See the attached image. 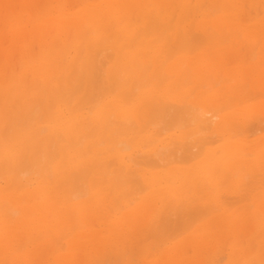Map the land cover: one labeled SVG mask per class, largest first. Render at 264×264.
I'll list each match as a JSON object with an SVG mask.
<instances>
[{"label":"bare ground","instance_id":"obj_1","mask_svg":"<svg viewBox=\"0 0 264 264\" xmlns=\"http://www.w3.org/2000/svg\"><path fill=\"white\" fill-rule=\"evenodd\" d=\"M243 1L0 0V264L47 257L79 224L51 264H97L190 195L187 225L213 219L159 260L139 248L142 264H191L229 235V264H264V18L244 22ZM241 35L259 61L226 65ZM242 236L263 255L241 258Z\"/></svg>","mask_w":264,"mask_h":264},{"label":"rangeland","instance_id":"obj_2","mask_svg":"<svg viewBox=\"0 0 264 264\" xmlns=\"http://www.w3.org/2000/svg\"><path fill=\"white\" fill-rule=\"evenodd\" d=\"M47 2L48 0H37V2H33L32 4H31V8L33 9V10H35V8H36V10L38 9V6L37 5H39V6H41L40 8H42V7H44V3H41L40 4V2ZM73 1H75V0H72V2ZM197 1V2H196ZM203 0H193V2H195V4L193 3L192 4V8H200V4H203V3H200V2H202ZM3 2L4 3H6V2H9V0H3ZM244 2V5H242V8H241V11L243 12V14L241 15L242 16V18L245 20L244 22H248L247 20L249 19H257L258 21H259V19L261 20V19H263L264 18V4H263V2H264V0H262V2L260 1V3L259 4H257V6L259 7L258 9L256 8V6H252V0H244L243 1ZM17 3H19V2H17ZM197 3V4H196ZM199 3V4H198ZM205 3V2H204ZM195 5L197 6V7H195ZM260 5V6H259ZM36 6V7H35ZM194 6V7H193ZM203 6L205 7V8H207V6H205L204 4H203ZM203 6H201V8L203 9ZM243 6H245V7H243ZM14 7H18V5L17 6H14ZM253 8H256V10H252ZM196 9H195V11H196ZM208 9L209 8H207V9H204V10H202V12L203 11H208ZM1 11H3L2 13V17H3V15H5V17H6V14H8L7 13V9L6 8H3V9H0ZM5 10V11H4ZM194 10V9H193ZM197 11H200V10H197ZM173 11H171V13H172ZM241 12V13H242ZM259 12V13H258ZM1 13V12H0ZM192 13H194V11H192ZM245 13V14H244ZM195 14V13H194ZM259 14V16H258V18H257V16L256 15H258ZM10 14H8V16H9ZM193 15V14H192ZM191 15V16H192ZM1 17V16H0ZM1 17V18H2ZM251 17V18H250ZM1 18H0V22H3V20H1ZM8 18V17H7ZM6 18V19H7ZM174 19H176V18H174ZM240 36V35H239ZM243 35H241V37L239 38V42L236 44V47H234L232 50L233 51H231V59H230V57H229V59H228V61H227V63H226V65L227 64H230V65H235V64H237V65H239V63H241V61H243V60H245V62L244 63H247V64H245L246 66H250L252 63H255V62H257V61H259L258 59H259V54L258 53H260V51L262 52V45L260 44V42H259V40H257V41H254V43L252 42V44L251 45H255V46H257L255 43H258V46L256 47V49H253V51H252V47H250L248 44H247V42H246V45L247 46H249L247 49H248V51H247V49H246V45H245V42H243V40H244V36L242 37ZM242 40V41H241ZM263 39L262 38H260V41H262ZM225 42H227V40L225 41ZM228 42H230L231 43V41H229L228 40ZM226 43V45L228 44H230V43ZM243 42V43H242ZM240 43V44H239ZM241 44H243L242 46H243V50H242V52H238L239 51V48L241 47ZM240 45V46H239ZM260 45V46H259ZM246 46V47H245ZM261 47V48H260ZM260 49V50H259ZM255 50V51H254ZM236 51V52H235ZM251 52V53H250ZM247 53V54H246ZM256 54V55H255ZM264 54V52L262 53V55ZM254 55V56H253ZM258 55V56H257ZM244 56V57H243ZM246 56V57H245ZM264 56V55H263ZM233 59V60H232ZM231 60V61H230ZM247 61V62H246ZM232 63V64H231ZM229 65V66H230ZM246 94L245 93H243L242 95H241V97L239 96V98H242L243 96H245ZM244 98V97H243ZM222 99H224V97H222L221 99H220V101H222V103L223 102H225V100H222ZM260 99L259 98H256L254 101H259ZM234 100H232V101H229L228 103H230V102H233ZM261 117H263L264 118V115L263 116H260V118ZM259 119V118H258ZM258 119H255L254 121H255V123L253 122V125L250 123V124H248V126H246L244 129H243V131L245 130V132H246V130H248V129H250V128H253L254 129V131L256 130H258V129H255L256 127L255 126H257V124H260V123H257L256 122V120L258 121V122H260L261 121V124H263L262 123V121L264 120H258ZM257 123V124H256ZM260 124V125H261ZM255 125V126H254ZM250 126V127H249ZM252 126H254V127H252ZM259 126V125H258ZM260 128H262L261 126H259ZM259 127H257V128H259ZM252 129V130H253ZM260 130V129H259ZM258 130V131H259ZM262 130H263V128H262ZM242 130H241V132H242V134L244 133ZM255 131V132H256ZM261 131V130H260ZM259 131V132H260ZM252 132V131H251ZM250 132V133H251ZM248 133H249V130H248ZM257 133V132H256ZM252 134V133H251ZM261 135V133H259V134H252L251 136H247V135H243V136H245V137H254V138H256V137H258V136H260ZM192 196L193 195H190L188 198H186L185 200H187L188 199V201H186L188 204H191L193 201V199L192 200H190L191 198H192ZM114 199H115V201H114ZM112 201H113V203H112ZM118 200L116 199V197H111V199H110V201H108V205H106V210L108 211V212H106L105 211V214L106 215H104V217H102V219L103 220H100V222H99V218L95 215V216H92V224H94V225H96L97 227H95L94 225H91V228H92V230L94 231V232H96V233H98V234H104V235H108L109 234V226H108V224L109 223H111V221H113L114 220V218H115V216H117V212H119V210H118V202H117ZM111 204H110V203ZM190 202V203H189ZM184 204H179L178 203V205L179 206H176L175 204H172V205H170L169 207H168V209L166 210V212L163 214V216L161 217V218H159V219H156L155 221H154V224L153 225H149V228H144V229H142V230H140L139 232H137L132 238L135 240H133L132 238L131 239H129V240H127L126 242L125 241H123V242H120V244H119V246H117V247H115V246H113L112 248V251L114 252H111V255H113V256H111L110 254L107 256L108 258H110V260H108L107 259V257H106V255H105V253L101 256V257H99V258H102V259H99L98 257H97V260H96V262H97V264H125V262H126V264H142V258H144V257H142V256H144V254H142L141 255V257H138V251H140V249H145V248H149V252H151L150 254H153V256L156 258L159 254H160V256L161 255H163V254H166L167 253V251H169V250H171V247H174L176 244H178V243H182L183 241H185V240H188V239H190L191 238V236L192 235H195L196 233L197 234H202L203 232L202 231H199V226L201 225V224H205V222L207 223L208 222V220H211V219H213V214L211 215V214H209V215H207V213H205V215L200 219H198L199 220V223H198V225L197 226H193V225H191V227H189L188 225H187V223L188 222H190V221H188V217H189V213H192V211H197L198 209H196L195 207H197V208H199L200 209V207H202V206H198L197 205V203L196 202H193L191 205H188V204H186L185 202H183ZM117 204V205H116ZM116 205V206H115ZM183 206L184 205V207H181V206ZM186 205V206H185ZM195 205H197V206H195ZM175 206V207H174ZM189 206V207H188ZM192 206V207H191ZM177 207H179L178 209H177ZM181 207V208H180ZM188 209H187V208ZM190 207H191V209H193V207H194V209H196V210H192V211H190L191 209H190ZM183 208V209H182ZM185 208V209H184ZM176 209V210H175ZM180 209H181V211H180ZM111 210V211H110ZM114 210V211H113ZM183 210V211H182ZM113 211V212H112ZM169 212H170V214H169ZM188 212V213H187ZM183 213V214H182ZM173 214V215H172ZM180 214H181V216H180ZM184 214H187L186 216H184ZM182 215H183V217H182ZM168 216H169V218H168ZM177 216V217H176ZM111 217V218H110ZM79 218V217H78ZM77 218V219H78ZM172 218V219H171ZM174 218H176V219H174ZM187 219V221H186V219ZM206 218V219H205ZM71 219V218H70ZM95 219V220H94ZM113 219V220H112ZM160 220H161V222H160ZM174 221V223H173V221ZM200 220H202V221H200ZM93 221H94V223H93ZM157 221H158V223H157ZM165 221V222H164ZM185 221V222H184ZM171 224H170V223ZM178 222V223H177ZM181 224H180V223ZM187 222V223H186ZM99 223V224H98ZM108 223V224H107ZM103 224V225H102ZM105 224H107V225H105ZM162 224V225H161ZM177 224V225H176ZM186 224V225H185ZM160 225V226H159ZM180 225H184L185 227H182L181 226V228H180ZM105 226V227H104ZM160 227V228H158L157 229V227ZM187 226V227H186ZM192 226L194 227V228H192ZM77 227H78V224H77ZM164 227V228H163ZM172 227V228H171ZM87 227L85 226V227H83V225H82V227H81V225L79 224V227L77 228L78 229V231L76 230L75 232L76 233H78L79 231H80V229H86ZM190 228V229H189ZM192 228V229H191ZM104 229V230H103ZM169 229V230H168ZM181 229V230H180ZM188 229V230H187ZM194 229V230H193ZM196 229V230H195ZM103 230V231H102ZM157 230V231H156ZM162 230V231H161ZM179 230V231H178ZM215 229H213V232H215L214 231ZM146 231H147V233H146ZM149 231H151V232H149ZM160 231V232H159ZM174 231V232H173ZM189 231H191V232H189ZM197 231V232H196ZM69 232V231H68ZM75 232H73V233H70L69 234V236H65L64 238V240H62V243L60 242L59 244V246L57 247L55 244L56 243H52L51 245H50V247L52 248H54V250H51V251H53V252H50V255H48L47 257H45V258H37L38 256L36 255V254H34V258H33V260L29 263V264H44V263H46V264H51V263H53V260H50L52 257H53V255L52 254H55V253H58V251H60V252H65V246H66V243H67V241H70V240H72L75 236L73 235ZM183 232H186L185 234L183 233ZM189 232V233H188ZM194 232H195V234H194ZM146 233V234H145ZM152 233V234H151ZM164 233V234H163ZM181 233H183V234H181ZM193 233V234H192ZM154 234V235H153ZM111 235V234H110ZM164 235V236H163ZM177 235V236H176ZM181 235V238L179 237L178 239H176L178 236H180ZM144 236V237H143ZM151 236V237H150ZM186 238H185V237ZM230 236V237H229ZM225 240H224V242L222 243V245L220 246V248L218 247V251H217V253L215 252H212V254H205V253H203V254H200V255H198V254H196V251H195V249L194 248H192V247H190L189 248V250H188V258H190V261H191V264H197L198 262V264H201L202 262H208L209 264H216V263H219V264H229L230 263V261L229 260H231V257H229L230 256V254H231V242H232V236L231 235H229ZM68 237V238H67ZM140 239H139V238ZM146 237V238H145ZM155 237V238H154ZM167 237V238H166ZM242 237H243V240H242ZM241 237V242L243 243V245H245V246H242V248H241V254H240V257L241 258H244L245 260H249V259H252L253 257H257L261 252L259 251L261 248L259 247V245L257 244V243H253L252 245H249L247 242H246V239H244L245 238V236H242ZM91 238V236L88 238V240ZM150 240H149V239ZM231 238V239H230ZM138 239V240H137ZM146 239H148V240H146ZM168 239V240H167ZM180 239V240H179ZM63 242H66V243H63ZM127 242H128V244H127ZM129 242H131V243H129ZM137 242V243H136ZM134 243V244H133ZM137 245H136V244ZM153 243V244H152ZM163 243V244H162ZM63 244V245H62ZM149 244V245H148ZM171 246H170V245ZM54 245V246H53ZM135 246V247H134ZM136 246H138V248L136 247ZM147 246V247H146ZM151 246V247H150ZM153 246V247H152ZM163 246V247H162ZM168 246H170V247H168ZM119 247V248H118ZM248 247V248H247ZM251 247V248H250ZM60 248V249H59ZM63 248V249H62ZM137 248V249H136ZM140 248V249H139ZM163 248V249H162ZM166 248H168V249H166ZM257 248V249H256ZM62 249V250H61ZM117 249H119V251L117 250ZM122 249V250H121ZM139 249V250H138ZM249 249V250H248ZM135 252H134V251ZM138 250V251H137ZM224 250V253H222V251ZM229 250V251H228ZM159 251V253H157ZM179 250H177L176 252H178ZM191 251V252H190ZM226 251V252H225ZM250 253H249V252ZM121 252V253H120ZM138 252V253H137ZM155 252V253H154ZM243 252V253H242ZM80 253L81 254H84L85 253V249L84 248H80ZM117 253V254H116ZM122 253H124V255H122ZM130 253V254H129ZM136 253V254H135ZM179 253H180V251H179ZM245 253V254H244ZM108 254V253H107ZM129 254V255H128ZM134 254V255H133ZM158 254V255H157ZM218 254V255H217ZM247 254V255H246ZM130 255H132V256H130ZM217 255V256H216ZM254 255V256H253ZM261 255H263L262 253H261ZM103 256H105V257H103ZM110 256V257H109ZM124 256V258H123V260H121L120 261V259H121V257H123ZM160 256L159 257H157L156 258V260H159V258H160ZM207 256V257H206ZM228 258L229 257V260L226 258V257ZM126 257V258H125ZM134 257V258H133ZM136 257H138V258H136ZM197 257V258H196ZM214 257V258H213ZM217 259H216V258ZM120 258V259H119ZM141 258V259H140ZM201 258H202V260H201ZM223 258V259H222ZM226 258V259H225ZM96 259V258H95ZM99 259V260H98ZM107 259V260H106ZM126 259V260H125ZM134 259V260H133ZM213 259V260H212ZM220 259H222V260H220ZM0 260H1V258H0ZM49 260H50V262H49ZM102 260V261H101ZM140 260V261H139ZM212 260V261H211ZM221 261V262H218V261ZM224 260V261H223ZM46 261V262H45ZM136 261V262H135ZM139 261V262H138ZM201 261V262H200ZM223 261V262H222ZM105 262V263H104ZM227 262V263H226ZM2 264H4V261H2ZM7 264H14V263H11L10 261L9 262H7ZM15 264H20L19 262H17V263H15ZM96 264V263H95Z\"/></svg>","mask_w":264,"mask_h":264}]
</instances>
